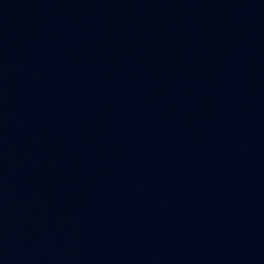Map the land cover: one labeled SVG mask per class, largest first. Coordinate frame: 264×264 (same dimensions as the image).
<instances>
[{
    "label": "water",
    "instance_id": "water-1",
    "mask_svg": "<svg viewBox=\"0 0 264 264\" xmlns=\"http://www.w3.org/2000/svg\"><path fill=\"white\" fill-rule=\"evenodd\" d=\"M0 264H264V0H0Z\"/></svg>",
    "mask_w": 264,
    "mask_h": 264
}]
</instances>
